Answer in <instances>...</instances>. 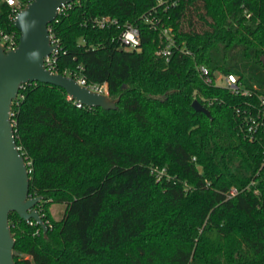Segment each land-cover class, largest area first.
<instances>
[{
	"label": "trees",
	"instance_id": "trees-1",
	"mask_svg": "<svg viewBox=\"0 0 264 264\" xmlns=\"http://www.w3.org/2000/svg\"><path fill=\"white\" fill-rule=\"evenodd\" d=\"M13 8L0 0V29L18 40ZM145 15L173 38L167 60ZM127 24L134 49L119 39ZM48 27L53 71L119 100L105 110L49 83L19 87L10 117L47 229L9 213L15 263L264 264V131L244 128L264 98V0H74ZM200 65L240 90L206 82Z\"/></svg>",
	"mask_w": 264,
	"mask_h": 264
},
{
	"label": "water",
	"instance_id": "water-1",
	"mask_svg": "<svg viewBox=\"0 0 264 264\" xmlns=\"http://www.w3.org/2000/svg\"><path fill=\"white\" fill-rule=\"evenodd\" d=\"M73 0H30L20 8L13 19L19 31L14 49L4 50L0 44V264H16L13 257L14 237L9 226V213L21 219H33L46 232L36 204L41 195L29 194V171L25 157L16 144L11 105L19 87L27 82H43L59 86L78 104L117 108L118 97L91 89L78 79L50 70L45 58L54 52L59 43H53L48 24L58 15L59 8ZM192 107L209 115L208 109L197 99Z\"/></svg>",
	"mask_w": 264,
	"mask_h": 264
},
{
	"label": "built area",
	"instance_id": "built-area-1",
	"mask_svg": "<svg viewBox=\"0 0 264 264\" xmlns=\"http://www.w3.org/2000/svg\"><path fill=\"white\" fill-rule=\"evenodd\" d=\"M8 4L14 6L13 10L14 13L12 15V19H14L16 12L23 7L21 3H19L17 0H6ZM74 1V0H73ZM68 2L65 5H63L61 8H59V12H61L64 8L70 7L71 3L73 2ZM178 2V0H157V3L159 5H175ZM144 20L148 22L152 27L154 28H159L163 36L165 37V44L161 46V48L158 50V54H160L162 57H164L166 60L171 54V47L173 45V38L169 34V30L162 26L161 24L158 23V21L155 18H151L148 15L144 16ZM115 19L107 18V17H98L94 18V22L96 25L103 27L107 23H112L115 22ZM50 31V29H49ZM51 35V40L53 43L57 42L52 34ZM119 39L121 41V44L125 46L128 49H134L138 46L139 44V35H138V30L136 27H134L131 24H127L124 26L123 30L121 31L119 35ZM18 40L16 38V34L14 31H3L0 29V44L4 48V50H10L14 49L17 46ZM57 50V49H56ZM52 52L49 56L45 58V65L47 68L53 71V63H54V57ZM200 74L204 77L206 82L209 83H214L216 85H220L223 87H226L230 89L231 91L238 92L239 86H238V78L234 74H227L223 75L222 73H216L215 77L212 78L208 74V70L205 66L200 65L198 67ZM81 84H85L84 79L82 78H76ZM218 81H222L221 84L218 83ZM86 85V84H85ZM93 90L102 92V93H107L106 89V83L100 84V85H87ZM246 93V91H242ZM245 132L246 135L249 137V139L254 138V133L258 129H262L264 131V98L260 99L259 105H257L252 112H249L245 116ZM264 135V132H263ZM263 154H264V148H263ZM236 188H231L229 191V196H232L236 193Z\"/></svg>",
	"mask_w": 264,
	"mask_h": 264
},
{
	"label": "rangeland",
	"instance_id": "rangeland-1",
	"mask_svg": "<svg viewBox=\"0 0 264 264\" xmlns=\"http://www.w3.org/2000/svg\"><path fill=\"white\" fill-rule=\"evenodd\" d=\"M218 83L221 84L222 81H218ZM64 208H65V205L62 203H53L51 205L52 216L55 219H59L63 215Z\"/></svg>",
	"mask_w": 264,
	"mask_h": 264
}]
</instances>
